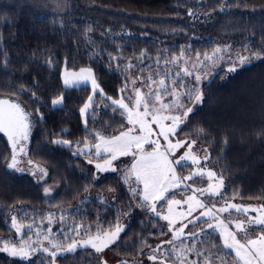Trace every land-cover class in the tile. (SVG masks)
I'll return each mask as SVG.
<instances>
[{
    "label": "trees",
    "instance_id": "1",
    "mask_svg": "<svg viewBox=\"0 0 264 264\" xmlns=\"http://www.w3.org/2000/svg\"><path fill=\"white\" fill-rule=\"evenodd\" d=\"M49 1L0 0V99L16 102L30 114L28 139L22 142L27 154H18L17 167L23 172L7 168L11 147L0 133V233L11 232L10 221L20 209L21 221L33 226L30 231L39 230L42 237L50 232L52 243L60 247H52L57 250L54 262L50 255L21 258L0 251V264H151L152 255L154 264H180L177 250L185 264H201L204 256L197 251L210 255L213 264H233L234 251L224 248L219 232L207 226L216 220H196L202 209L186 219L184 236L165 243L173 232L167 221L140 206L144 201L130 188L139 191L143 185L134 177L127 183L123 179L129 167L121 163L114 166L116 171L97 169L92 160L108 154L96 156L94 134L111 137L126 128L112 101L124 97L121 89L129 84L132 70L128 65L156 67V80L167 74L171 88L179 61L204 59L220 42L235 45L239 56L244 49L260 52L262 57L250 65L233 58L215 71L206 69L203 100H189L193 111L177 136L206 149L208 160L202 164L223 180L222 196L197 192L199 199L217 208L225 201L264 205V0H60L61 12L47 8ZM231 67L235 71H228ZM81 69H91L102 92L93 94L91 85L64 84V71ZM61 96L62 104L53 106L51 101ZM89 96L91 107L82 116ZM29 160L47 175L26 167ZM192 166L177 167V175H189ZM194 179L196 183L184 181L174 198L192 195V189L207 183ZM157 211L167 214L166 202L157 203ZM117 223L124 231L106 249L112 263L82 245L98 227L112 231ZM78 225L84 227L77 230ZM189 231L197 235L189 237ZM73 241L81 243L66 251Z\"/></svg>",
    "mask_w": 264,
    "mask_h": 264
},
{
    "label": "snow or ice",
    "instance_id": "2",
    "mask_svg": "<svg viewBox=\"0 0 264 264\" xmlns=\"http://www.w3.org/2000/svg\"><path fill=\"white\" fill-rule=\"evenodd\" d=\"M189 14L191 15V12ZM219 51H222V49L216 50V52ZM216 52L213 53V56L216 55ZM252 55L259 58L260 53H252ZM182 56L183 53H181V57L175 58V61L178 62ZM205 59H212V57L205 55ZM238 59L239 63L243 64L248 60V57L241 55ZM128 67L135 66L128 65ZM228 71H235V67L229 68ZM181 72L186 76H193V72L189 71L188 68H180L174 73L177 79L171 81L172 87L169 88L167 74L159 80L149 75L147 77L148 83H144L142 80L141 87L133 88V94L127 97L128 102H125L123 97L112 101L114 105L123 110L122 115L127 114V122L131 127L111 137L102 135L99 132L94 134L95 139L98 141L93 145L96 156H101L102 153L108 154V158L104 161V164H97L96 167L101 171H116V168L112 166L113 161L118 160L122 156L133 157V161L123 179L127 183L134 177L136 184H142L143 188L139 191L134 186L130 188L134 196L144 201V204L140 206L149 209L156 216L168 222V229L170 232H173V237L165 241V243L173 244L174 240L184 236L188 224H184L182 221L186 220L197 209H202L199 212V216L196 217V220L199 221L201 217H212L216 220L215 225L208 223L207 226L210 229L219 231L224 248L234 250L235 258L233 264H264V205H261L259 209H251L253 212H259L258 216L250 218L245 216L244 219L237 218L235 221L227 220L226 218L220 219L217 214L229 212V209H234L236 212L245 214L250 210L248 207L228 203L227 201L217 208L216 203H212L209 206L197 197V192L201 195L222 196L219 190L223 187L222 178L216 183H209L207 188L192 189V195L183 197L182 199L174 198L176 192L173 190L179 189L186 180H192L193 183H196L194 177L204 178L205 175L210 181L216 179V173L210 169L206 171L205 166L198 167L196 171L191 172L187 176L181 177L177 175V167H191L192 165L199 166L201 164L200 157L193 151V146L196 143L195 140L189 142L188 139H177L173 142L170 138L178 135V130L182 131L181 125L193 111L192 106L184 103V98L194 103H200L203 100V94L198 90L201 76L196 74L194 79L197 83L189 85L183 79H180ZM157 75H160V73L157 72ZM136 79H140V77ZM136 79L131 80L133 85L136 84ZM89 81L91 82L93 94L97 90L100 92L103 91L99 89V84L95 80L91 69H81L80 76L73 81L72 86L88 83ZM64 83L68 86V79H65ZM126 87L127 84L125 85ZM142 87L147 88V92L142 91ZM180 88H184L185 91L180 93ZM123 91L124 89H121V92ZM32 95L35 96V93H32ZM169 97L171 99H168ZM108 99L111 100L112 98L108 97ZM91 101L92 96H89L88 102L80 109L82 116L87 114V110L91 107ZM62 102V96L51 101L53 106L61 105ZM113 110L115 111L116 109L114 108ZM29 115L18 103L9 100H0V133H4L7 136L11 147V158L7 163L8 169L20 172L24 171L23 168H18L17 165L20 162L18 160V154H27L22 142L28 139L30 130ZM166 121H170V123H165ZM85 124H87V121H85ZM153 125L156 126L155 129ZM198 131L201 134L204 133V129H199ZM161 138L164 143L161 142ZM55 143L70 144L71 141H55ZM181 149H185V151L179 157H176V153ZM205 152H207L206 149ZM204 160H208L207 155L204 156ZM189 161L191 164H188ZM88 162L91 163V159ZM27 163L31 164L32 161L29 160ZM40 171L44 175H47L43 169H40ZM185 188H191V185H185ZM47 191L45 189V192ZM161 201L167 204V214L165 215L157 211V203ZM185 204L187 205L185 211L176 210ZM177 221H181L179 228L175 227ZM189 223H192V221L189 220ZM231 225H234L235 230H232ZM12 226L16 229L17 233L22 232L25 227V225L17 222L15 217H12ZM27 227L31 228L30 225ZM83 227L84 225H78L77 230ZM257 228L261 230V234L255 239L249 238L250 233L254 232ZM122 231H124V228L119 223L114 226V230L112 231L98 227L95 235L89 233L88 238L82 242V245H90L97 253H101L104 249L109 248L117 242ZM187 235L189 237H195L197 233L189 231ZM78 243L81 242L73 241L65 250L68 252L75 251ZM52 247L58 248L60 246L53 243ZM212 247L219 248L217 245H213ZM42 250L49 253L53 257L54 262L57 252H49L47 247ZM211 250L209 249L208 251L211 252ZM0 251L8 252L14 257L30 258V255L36 249H31L27 242L21 247L15 244L9 247L5 243L0 248ZM153 251H156V249H153ZM188 251L191 252L193 249L188 248ZM196 254L198 256H204L201 264H213L210 255H204L199 251ZM177 255L180 264H185V257L181 255L179 250H177ZM148 259L155 261L157 258L155 255H152ZM102 264H107V262L102 261ZM121 264H127V262L124 261ZM189 264H197V262L192 261ZM221 264H224L223 260H221Z\"/></svg>",
    "mask_w": 264,
    "mask_h": 264
},
{
    "label": "rangeland",
    "instance_id": "3",
    "mask_svg": "<svg viewBox=\"0 0 264 264\" xmlns=\"http://www.w3.org/2000/svg\"><path fill=\"white\" fill-rule=\"evenodd\" d=\"M47 8H53V9H55L54 11L61 12L62 3L60 2V0H58V1L50 0L49 3H48ZM64 8H65V11H66L67 10L66 6H64ZM217 49H222V51L216 52ZM214 52H216L215 56H213ZM252 53H260V52H252ZM252 53H250L248 49H244V56L248 57V60L245 63H243L244 66L245 65H250L251 62H253L256 59H259V58L262 57L261 53H260L259 58H257L256 56H253ZM238 54H240V53L235 49V45L232 46L231 44H228L227 42H220V43H218V45L216 47L213 48V50H211L207 54L208 56H211L212 59H205V58L203 59V58H199V57H194V56L189 57L188 56V58L184 57V59L181 62L179 61L176 64V68H177V70H179L180 68H185L186 67V68L189 69V71L193 72V76H186V75H184L183 72H181L180 79H183L184 82L189 84V85H193V84L197 83L195 81V79H194V76L196 74H199L201 76V80H200V82L198 84V90H199V92H201V85H202L205 77L207 76L205 74L206 73V69H210L211 68L210 70H214L215 71L220 66H223V65L227 64L231 59H233V58L234 59H238L239 58ZM236 56H238V57H236ZM167 61H169V60H167ZM238 63H239V59H238ZM239 64L243 65L241 63H239ZM165 65L168 66L169 64H165ZM194 65H195V67H193ZM127 68H131L132 70H131L130 75H129L130 82L127 85V87L125 88V90H124V97L123 98L125 99V102H128L127 97L129 95L133 94V88L134 87H141V81L142 80H143L144 83H148L147 77L149 75L153 76V78L156 79V76L154 77V71L157 70L156 67L155 68L144 69L143 65L140 66V67H137V65H135V67H128L127 66ZM137 68H138V71H137ZM85 70H87V69H85ZM80 72H81V70H79V71H77V70H66V71H64V73H63V82H64L65 79H68V81H69V85L67 87H73L72 86L73 81H75L80 76ZM133 76H134V78H132ZM137 77H140V79H136ZM132 79H136V84L135 85H133L131 83ZM78 85H91V82L89 81L88 83H82V84H78ZM78 85H76V86H78ZM153 87H155V85H153ZM147 90H148L147 88L142 87V91L147 92ZM184 91H185L184 88H180L179 89L180 93H183ZM168 99H171V97H169ZM184 103L186 105H188L190 103V101L187 98H184ZM120 110H121V112H123L122 109H120ZM122 116L125 117L126 122H127V114L125 113ZM165 123H170V121H166ZM129 127H131V125H129L128 122H127L126 128L121 130V131H125ZM155 127L156 126L153 125L154 129H155ZM153 138H155V137H153ZM170 138L173 140V142H175L177 139H180L177 135L173 136V137H170ZM180 140H184V139H180ZM161 142L164 143L162 138H161ZM85 149L86 148H82L83 151H85ZM148 150H151V149H148ZM88 151H91V150H89V149L86 150V152H88ZM183 151H185V149L179 150L176 153V157H179V155H181L183 153ZM193 151L195 153H197V155L200 157L201 164L199 166L193 165L192 169L190 170V173L193 172V171H196L198 167L204 166L202 163H203V160H204L205 152L203 151L202 147H200L199 144L197 143V144H195L193 146ZM86 152H85V154H86ZM91 155L92 154H89V158L91 157ZM107 158H108V156H107ZM107 158H105L103 160H98V161L92 160V161H95L96 165L97 164L103 165L104 161ZM132 160H133L132 156H122L118 160L113 161L112 166L114 167L116 164L121 165V163H123L122 167L123 168L124 167L128 168V167H130V165H131L130 162L132 163ZM188 163H191V162L189 161ZM29 165L32 167V170H34V171L35 170H39L40 171V166L39 165H37V164L32 162L31 164L28 163L26 165V167L29 166ZM205 168H206V171H207L208 168L207 167H205ZM204 178L206 179L207 183L205 184V186L201 185L199 188H207L209 183H216L219 180V178H217V176H216V179L213 180V181H210L207 178L206 175H205ZM185 183H186V181H185ZM222 188L219 189V190L222 191ZM175 190H178V189H174L173 191H175ZM205 195H207V194H205ZM209 197H214V196H209ZM232 204L248 207L250 210L245 214V213H241V212H236L234 209H229V212L218 213L217 214L220 219H225L226 218L227 220L235 221L237 218L244 219L245 216L250 218V217H254V216H258L259 215V212L251 211L252 208L259 209L260 206H261L259 204H250V205H247V204L243 205V204H238V203H232ZM186 209H187V207H186ZM20 211H21L20 209L19 210L17 209L14 212V216L13 217L16 218L17 222L25 225V227L23 228L22 232L17 233L16 229L12 226V219H11V221H10V225H11L10 227L11 228L9 229V231H11V232H9L8 234L0 233V248H2L5 243H7L9 245V247H11L13 244L17 245L18 247H21V246H24L25 242H27L31 249H36V251L31 254L32 256H35L37 254L49 255V253L44 252L42 250L45 247H47L49 249V252H51V251L57 252L56 249L52 248V244L53 243H52L51 238H50L51 237L50 236V232H48V233H46V235H44L45 237H47V239H45V237H42V235H40L39 230H36L35 232L30 231L31 229H33L32 228L33 226L31 224H29V223H26V221H24L25 223H23V221H21V218L19 217L20 216V214H19ZM53 213H54V211L51 212V214H53ZM60 214L62 216L64 215L61 212H60ZM187 221L188 220H183L182 223L185 224V223H187ZM214 221H215V219H214ZM215 224H216V221H215ZM29 225L31 226V228L27 227ZM180 226H181V221H177L176 227L179 228ZM230 227L232 228V230H235L234 225H231ZM216 231H218V230H216ZM260 234H261L260 232H258V231L256 232V230H255L254 232L250 233L249 238L255 239ZM106 249H104V251L101 252L100 254H101V256H102V258L104 260L111 261V263H112L113 262L112 261L113 260L112 259L113 256H112L111 252L109 250H106ZM159 263L161 264V262H159ZM151 264H154V261H152Z\"/></svg>",
    "mask_w": 264,
    "mask_h": 264
},
{
    "label": "water",
    "instance_id": "4",
    "mask_svg": "<svg viewBox=\"0 0 264 264\" xmlns=\"http://www.w3.org/2000/svg\"><path fill=\"white\" fill-rule=\"evenodd\" d=\"M0 100H3V99H0Z\"/></svg>",
    "mask_w": 264,
    "mask_h": 264
}]
</instances>
